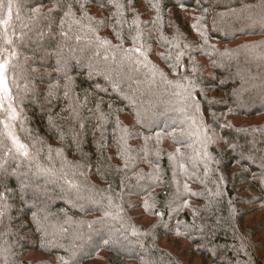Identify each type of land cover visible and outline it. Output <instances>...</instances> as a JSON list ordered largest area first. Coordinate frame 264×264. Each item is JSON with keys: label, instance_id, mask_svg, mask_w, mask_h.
I'll return each instance as SVG.
<instances>
[{"label": "trees", "instance_id": "trees-1", "mask_svg": "<svg viewBox=\"0 0 264 264\" xmlns=\"http://www.w3.org/2000/svg\"><path fill=\"white\" fill-rule=\"evenodd\" d=\"M2 55L0 264H264V0H0Z\"/></svg>", "mask_w": 264, "mask_h": 264}, {"label": "rangeland", "instance_id": "rangeland-1", "mask_svg": "<svg viewBox=\"0 0 264 264\" xmlns=\"http://www.w3.org/2000/svg\"><path fill=\"white\" fill-rule=\"evenodd\" d=\"M7 58H3V55L0 57V63H4L6 61ZM5 75V74H4ZM6 78V75H5ZM7 82V81H6ZM7 89H8V85H7ZM0 105H3L1 108L3 110V113L5 115V129L6 132L9 136V138L11 139V141L14 143V145L16 146V148L20 149L18 147V144L16 143V141L18 140V136L16 133V129H15V120L17 117V112L14 109L12 102H11V98L9 95V89L7 91V93H5L2 88H0ZM38 198V200H42V197L37 195L36 199ZM262 215L261 214H254L251 212L248 213V219H247V224L251 227V230H254L252 228H254V226H257V222L260 220V217ZM111 230V229H110ZM110 230H108V232L110 233ZM258 240L256 239V242H261L264 243V232L263 231H258L257 235ZM259 244V243H258ZM182 249V254L184 253L183 250L186 249V246L182 244V246L180 247ZM262 252V257H264V250L261 251ZM185 254V253H184ZM188 260H193L194 256L191 255L190 253L184 255ZM198 258V257H195ZM195 262V260L193 261ZM189 264V263H188ZM208 264H212L211 262H209Z\"/></svg>", "mask_w": 264, "mask_h": 264}, {"label": "snow or ice", "instance_id": "snow-or-ice-1", "mask_svg": "<svg viewBox=\"0 0 264 264\" xmlns=\"http://www.w3.org/2000/svg\"><path fill=\"white\" fill-rule=\"evenodd\" d=\"M10 7V5H9ZM2 23H7V21H2ZM137 51H139V49H137ZM7 70V62L5 61L4 63H0V88H2V90L7 93L8 89H7V82H6V78H5V72ZM3 105H0V107H2ZM16 143L18 144V147L20 149H24L25 145L19 143V141H16ZM25 155H27V152H24Z\"/></svg>", "mask_w": 264, "mask_h": 264}]
</instances>
